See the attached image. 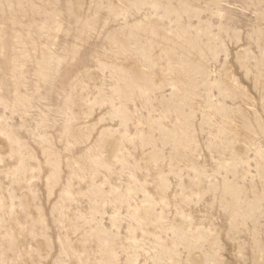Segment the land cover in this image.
Returning a JSON list of instances; mask_svg holds the SVG:
<instances>
[{
    "label": "rangeland",
    "instance_id": "rangeland-1",
    "mask_svg": "<svg viewBox=\"0 0 264 264\" xmlns=\"http://www.w3.org/2000/svg\"><path fill=\"white\" fill-rule=\"evenodd\" d=\"M0 264H264V0H0Z\"/></svg>",
    "mask_w": 264,
    "mask_h": 264
}]
</instances>
